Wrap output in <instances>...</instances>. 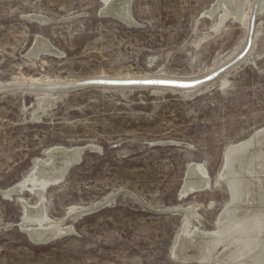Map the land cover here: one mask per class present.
Returning a JSON list of instances; mask_svg holds the SVG:
<instances>
[{"label": "rangeland", "instance_id": "1", "mask_svg": "<svg viewBox=\"0 0 264 264\" xmlns=\"http://www.w3.org/2000/svg\"><path fill=\"white\" fill-rule=\"evenodd\" d=\"M253 1H245L247 11ZM216 2L132 0L129 23L103 13L104 0H0V83L206 74L244 48L254 12L221 21L222 6L207 13ZM256 13L251 50L221 75L225 88L220 76L189 93L154 87L0 93V190L21 180L35 158L49 159L54 146L89 147L43 194L50 217L73 226L62 237L36 243L20 225L22 198L36 205L34 191L0 196V264H201L172 254L185 208L196 207L193 225L215 229L230 200L219 175L226 149L264 126V8ZM38 35L57 53L31 55ZM190 162L207 169L211 185L185 195ZM108 198L104 208L68 217L71 206Z\"/></svg>", "mask_w": 264, "mask_h": 264}, {"label": "bare ground", "instance_id": "2", "mask_svg": "<svg viewBox=\"0 0 264 264\" xmlns=\"http://www.w3.org/2000/svg\"><path fill=\"white\" fill-rule=\"evenodd\" d=\"M245 1L217 0L212 10L207 11V13L212 15L217 8L222 6L224 13L221 16V21L229 15L243 21L247 19L251 11H254L256 4L260 6V9L264 8V0H255L252 2L249 11H247ZM104 2L106 7L103 13H112L126 22H133V16L131 15L132 0H104ZM41 19L42 22L46 21L44 18ZM29 53L38 57L42 54L57 52L48 39L38 35ZM206 74L188 78L171 77L157 73L120 76L100 75L92 78L195 79ZM221 78L224 87L228 81L224 76H221ZM15 80L37 84H61L66 82L63 80L47 81L34 77L15 78ZM199 88L181 91L189 93ZM53 92L60 93L59 90ZM44 105L40 108H43ZM41 113L40 111L36 112V117L39 118ZM63 148L65 153H63V156H59L58 153ZM81 150V147L75 146L71 148L54 146L48 149L46 152L49 159L35 158L30 171L11 186V188H19L22 191L29 189L37 193L38 197L40 196L36 205H30L22 198L24 201V218L21 226L37 243L52 242L65 235L73 227L63 225V220H53L44 208L42 201H44L43 194L45 190L49 186L59 184L57 182L64 176L65 166L72 160L77 159L76 157H78ZM219 175L228 187L230 200L218 217L215 229H201L199 226L193 225L192 218H195L197 214L196 207L185 208L183 223L174 242L172 254L178 256V258L188 260V262L197 261L201 264H264V126L255 131L249 138L229 145ZM184 181L183 191L181 192L185 195L190 191L196 192L208 189L211 185L207 169L197 162L188 164ZM85 208L86 206H71L67 214L75 217ZM220 247H223V249Z\"/></svg>", "mask_w": 264, "mask_h": 264}, {"label": "water", "instance_id": "3", "mask_svg": "<svg viewBox=\"0 0 264 264\" xmlns=\"http://www.w3.org/2000/svg\"><path fill=\"white\" fill-rule=\"evenodd\" d=\"M259 5H255L254 12L250 18L248 38L246 45L244 48L230 61L224 63L222 66L216 68L215 70L207 73L206 75L195 78V79H177V78H126V79H118V78H89L71 82H64L61 84H37V83H25L22 81H11L8 83L0 84V93H9V92H53L56 90L60 91V96L65 94L66 92L74 89V88H84V87H108V88H130V87H154V88H169V89H178V90H187L196 87H202L218 77H220L223 73H225L232 66L243 60L245 56L251 50L253 44V36L255 31V22H256V12L258 10ZM112 14V13H108ZM36 16V19L40 20L41 18ZM42 20V19H41ZM40 20V21H41ZM89 147H84L80 151L77 159L72 160L70 163L65 166L64 176L57 182L60 183L64 180L69 170L76 164H78L81 159L84 151ZM63 151V152H62ZM58 153L59 156H63L65 153L63 150ZM22 190L19 188H8L6 190H0V196L6 199H13L16 196L20 195ZM192 191L188 192L191 193ZM113 198H108L100 204H96L94 206L85 208L83 211L78 213L75 217L84 216L95 212L101 208H104L112 203ZM24 206V204H23ZM172 213H180L183 210L179 208H175L171 210ZM185 212V211H184ZM69 215V214H68ZM73 217V216H68ZM22 224V223H21ZM20 224V225H21ZM26 231V230H25ZM28 236L31 238L30 234L26 231ZM32 239V238H31ZM32 241H34L32 239ZM35 242V241H34ZM50 242V241H48ZM37 243V242H36ZM41 243V242H40ZM174 255V254H173ZM181 258V257H180Z\"/></svg>", "mask_w": 264, "mask_h": 264}]
</instances>
